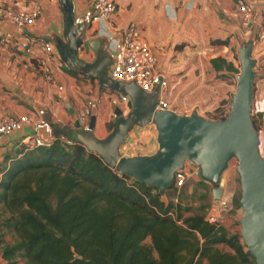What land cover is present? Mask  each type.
<instances>
[{"label": "trees", "instance_id": "1", "mask_svg": "<svg viewBox=\"0 0 264 264\" xmlns=\"http://www.w3.org/2000/svg\"><path fill=\"white\" fill-rule=\"evenodd\" d=\"M211 65L217 72L238 71L221 56ZM206 207L212 204L194 210L166 202L158 189L123 175L80 142L55 138L49 146L21 147L0 160V244L3 229L16 236L3 247L8 261L256 264L240 232L210 222Z\"/></svg>", "mask_w": 264, "mask_h": 264}, {"label": "crops", "instance_id": "2", "mask_svg": "<svg viewBox=\"0 0 264 264\" xmlns=\"http://www.w3.org/2000/svg\"><path fill=\"white\" fill-rule=\"evenodd\" d=\"M39 1L42 4L43 12L29 31L54 43L55 54L52 67L54 81L48 80L44 76L37 61L31 56L20 52L12 44L0 45L3 50L2 57L8 60L12 59L11 62H8L5 71H0V115L28 114L31 120L22 129L2 138L0 160H3V157L11 151L32 146L36 136L54 138L51 136L49 123L63 127H75L76 122L80 120L82 127L86 128L89 126L92 116H95V134L103 138L110 132L108 123L115 122L118 118L115 115L117 107L109 99V93L112 91L102 87L97 79L70 70L63 61L64 54L61 55L63 50L59 49V43L68 41L65 37V15L60 1ZM72 1L77 26L88 24L90 20L89 2L85 0ZM115 1L118 3L115 23L120 27H125L129 23L138 24L152 45L159 69L168 75L175 74V71L180 68L174 65L173 59L184 56L186 52L197 53L202 46L204 47L206 38L208 40L211 37L225 39L232 35L234 38L240 33L236 0ZM96 28V24L89 25L79 51V58L85 61L93 62L97 58V53L90 46L92 40L101 37L94 34ZM8 30H16V27L8 21H0V34ZM176 46H183V48L176 50ZM257 50L260 52L258 58L255 53ZM226 53L225 51V55L222 57L228 59ZM253 56L258 61L256 80L259 85L264 87V59H262L264 57V42L254 44ZM260 59H262V63ZM190 84L193 83L178 87L179 92L182 94L184 92L183 95L192 94ZM195 86L194 92L200 90L198 85L195 84ZM179 92L178 95H180ZM178 98L179 96L173 101L171 99V110L186 115L183 106L179 105ZM173 106L180 108L175 109ZM184 106H186L185 103ZM86 110H89L90 113L84 117L82 114ZM253 111V115L263 121L264 125V90L262 91V104L255 105ZM151 126L153 125L138 127H149V134L146 131L147 146L134 151L137 141L145 137L142 136L145 133L138 135L139 130L135 129V136L127 137L122 145V154L134 156L155 153L158 145L156 144V135L152 136ZM263 130L264 127L260 129V131Z\"/></svg>", "mask_w": 264, "mask_h": 264}, {"label": "water", "instance_id": "3", "mask_svg": "<svg viewBox=\"0 0 264 264\" xmlns=\"http://www.w3.org/2000/svg\"><path fill=\"white\" fill-rule=\"evenodd\" d=\"M66 21V44L59 43L63 61L70 70L97 79L102 87L130 97L131 110L124 114L115 109L117 120L106 137L95 134L96 117L88 127L81 121L75 127L49 123L51 136L70 143L80 142L98 154L105 163L130 178L158 189L164 195L174 186L177 170L186 162L198 167L202 181L214 186L213 197H223L225 178L231 158L238 160L241 183L240 219L243 244L255 258L264 264V140L253 119V93L257 76V59L253 57L254 41H243L240 47L241 72L233 95L230 112L224 119H210L197 111L190 115L172 110H157L159 86L148 94L135 82L115 81L108 74L111 55L104 49L100 38L90 42L97 53L93 62L79 58L90 24L78 27L72 0H59ZM58 42H60L58 40ZM58 49V50H59ZM154 125L157 129L158 149L153 154L125 156L122 145L136 126Z\"/></svg>", "mask_w": 264, "mask_h": 264}, {"label": "built area", "instance_id": "4", "mask_svg": "<svg viewBox=\"0 0 264 264\" xmlns=\"http://www.w3.org/2000/svg\"><path fill=\"white\" fill-rule=\"evenodd\" d=\"M89 2V16L93 24L97 25L95 35L104 37L112 60L108 74L111 79L120 82H135L142 90L150 94L159 86V102L157 110H171V94L178 81L158 67V60L152 45L144 35L141 27L136 23H129L120 27L115 23L118 3L115 0H85ZM237 12L240 20V31L245 38L254 43L264 42V0H236ZM43 12L39 0H0V21L12 23L16 30L4 31L0 34V42L4 45L12 44L20 52L31 56L39 65L44 76L51 81L53 78V62L55 45L51 40L34 35L29 31L38 21ZM264 87L255 80L253 93V110L255 105L262 104ZM110 102L121 109L124 114L131 110L132 102L129 96L110 90ZM173 111V110H172ZM254 112V111H253ZM86 110L82 116L89 114ZM116 115V114H115ZM117 116V115H116ZM83 117V118H84ZM30 117L24 115H0V141L6 135L20 130L29 123ZM55 138L36 136L32 146H49ZM189 176L183 169L177 170L174 177L175 188H181ZM216 210H209L210 222H219V215L229 209L230 203L223 195ZM175 218L176 214L170 212ZM182 224V221H177Z\"/></svg>", "mask_w": 264, "mask_h": 264}, {"label": "rangeland", "instance_id": "5", "mask_svg": "<svg viewBox=\"0 0 264 264\" xmlns=\"http://www.w3.org/2000/svg\"><path fill=\"white\" fill-rule=\"evenodd\" d=\"M240 22V20H239ZM240 29V28H239ZM239 36L232 37L229 36L225 39H228L227 44L216 43L215 39L221 38H206L204 47L201 49H197V53L194 52H186L184 56L180 58L173 59L174 65H177L179 70L175 71V74H170L172 83L178 84L176 85L173 93L171 94L170 101L177 96L178 102L180 106H183L184 112L186 115L192 114L194 111H197L199 114L210 118V119H224L230 112V106L232 103L233 95L236 91L238 84V75L241 72V62H240V47L243 41H248L252 39L245 38V36L239 30ZM208 37V36H207ZM244 39V40H243ZM243 40V41H242ZM1 46H4L0 42ZM183 46H176V50H182ZM88 49V47H87ZM89 50V49H88ZM227 60L234 63L235 68L238 71L234 72H217L213 69L211 65V59L218 56H224L225 51ZM2 48H0V71H5V68L8 65V62L12 59H6L2 57ZM261 51V50H259ZM258 58L260 52L258 50L255 52ZM194 55V56H192ZM254 57V56H253ZM264 59V57L262 58ZM262 59H260L262 63ZM262 68V66H261ZM262 71V70H261ZM190 84L192 94L183 95L179 92V88L184 84ZM198 85L200 90L194 92L193 89ZM181 90V89H180ZM178 92L180 95H178ZM184 103L186 106H184ZM173 108H180L178 106H173ZM253 119L256 121L258 128H263V121L258 119L253 115ZM150 126V125H148ZM109 127V123H108ZM140 126H136L130 133L128 137L133 138L135 136V129L139 130V134L145 133L142 136H145L144 139L138 140L136 145L134 146V151L147 146L148 138H146L147 133L149 134L148 128H138ZM155 126H151L152 136L156 135V144H157V129ZM259 129V131H260ZM147 131V133H146ZM261 132V138L264 140V130ZM149 136V135H148ZM138 137V136H137ZM146 143V145H145ZM158 145V144H157ZM137 149V150H136ZM184 171H187L189 176L186 178L184 185L181 188H175L173 186L171 189L167 190V192L163 195V199L166 202H170L171 200L174 203L182 204L185 208L192 207L194 210L200 209L204 207L207 203L213 205L214 210H216L218 206V202L214 200L213 197V189L214 186L199 178L196 173L198 167L190 162H186L184 167L182 168ZM223 177L225 178V186L223 195L229 201L230 206L227 211L222 212L219 215V222L222 223L230 232H240L241 233V223L240 219L243 216L242 207L236 206V199L241 198V183H240V175L238 173V160L233 158L228 168L224 171ZM133 179V178H131ZM206 195L205 199L203 197ZM211 208V207H210ZM209 207L205 208V211L208 212L210 210ZM1 213V209H0ZM191 212H186V215ZM3 232V243L0 244V264H26V261L20 257L14 258L12 261H8L3 257V247L5 244H13L16 241V236L13 232H9L5 229ZM147 243L150 244V239L146 240ZM225 249H228L225 247Z\"/></svg>", "mask_w": 264, "mask_h": 264}, {"label": "flooded vegetation", "instance_id": "6", "mask_svg": "<svg viewBox=\"0 0 264 264\" xmlns=\"http://www.w3.org/2000/svg\"><path fill=\"white\" fill-rule=\"evenodd\" d=\"M88 24H90L91 26H92V22L89 20V23ZM100 39H101V42H102V46L104 47V49L110 54V52L108 51V46H107V41H106V39L104 38V37H100ZM67 43V42H66ZM66 43H62L63 45L64 44H66ZM61 50H63L64 51V48L62 47V45H61ZM111 55V54H110ZM109 69H110V66L108 67V71H109Z\"/></svg>", "mask_w": 264, "mask_h": 264}, {"label": "bare ground", "instance_id": "7", "mask_svg": "<svg viewBox=\"0 0 264 264\" xmlns=\"http://www.w3.org/2000/svg\"><path fill=\"white\" fill-rule=\"evenodd\" d=\"M233 158H235V157H233ZM233 158H231V160H232ZM231 160H230V161H231Z\"/></svg>", "mask_w": 264, "mask_h": 264}]
</instances>
